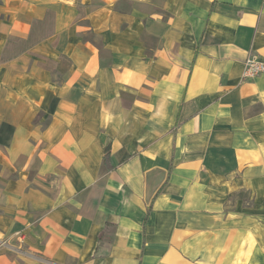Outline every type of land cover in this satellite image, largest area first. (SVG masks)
<instances>
[{"label":"crops","instance_id":"obj_1","mask_svg":"<svg viewBox=\"0 0 264 264\" xmlns=\"http://www.w3.org/2000/svg\"><path fill=\"white\" fill-rule=\"evenodd\" d=\"M249 56L264 0H0V264H264Z\"/></svg>","mask_w":264,"mask_h":264},{"label":"built area","instance_id":"obj_2","mask_svg":"<svg viewBox=\"0 0 264 264\" xmlns=\"http://www.w3.org/2000/svg\"><path fill=\"white\" fill-rule=\"evenodd\" d=\"M264 74V62L255 56H249L244 62L242 78L245 80L254 79Z\"/></svg>","mask_w":264,"mask_h":264},{"label":"trees","instance_id":"obj_3","mask_svg":"<svg viewBox=\"0 0 264 264\" xmlns=\"http://www.w3.org/2000/svg\"><path fill=\"white\" fill-rule=\"evenodd\" d=\"M106 155H107V152H106Z\"/></svg>","mask_w":264,"mask_h":264}]
</instances>
